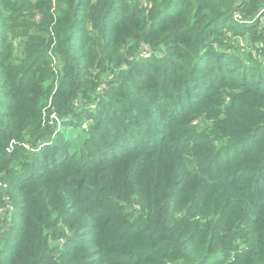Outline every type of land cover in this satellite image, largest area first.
<instances>
[{
  "label": "trees",
  "instance_id": "16d2710c",
  "mask_svg": "<svg viewBox=\"0 0 264 264\" xmlns=\"http://www.w3.org/2000/svg\"><path fill=\"white\" fill-rule=\"evenodd\" d=\"M262 10L0 0V264H264Z\"/></svg>",
  "mask_w": 264,
  "mask_h": 264
},
{
  "label": "rangeland",
  "instance_id": "374dc122",
  "mask_svg": "<svg viewBox=\"0 0 264 264\" xmlns=\"http://www.w3.org/2000/svg\"><path fill=\"white\" fill-rule=\"evenodd\" d=\"M235 2H239V0H234ZM264 20V19H263ZM260 33H262L263 38H264V30L262 28H259ZM228 40H230V42L232 43V47L229 48V50L227 52H229L230 54H236L237 56L241 57L244 61L248 60V59H252L255 58L259 61H264V51H259V46L257 44H255L254 42H252L249 38L244 37L242 39H239L237 37H234L232 35H228L226 37ZM264 44V39L263 42ZM21 54V51H20ZM149 54H151V52L146 53L144 51V49L142 48L141 50V57H148ZM157 55H160L157 53ZM107 81L104 82V84L101 85L100 88L105 89L107 87L108 83H112L113 79L111 78V74L107 75ZM95 96V95H94ZM97 97H92L90 100H87V103L85 104V106L90 109V110H94L97 104ZM86 102V101H85ZM79 104L83 102L79 101ZM54 118V117H53ZM56 118V116H55ZM54 124L57 126L56 128L60 127V123L58 121V118L54 120ZM90 123L89 122H83L82 124V128L85 130L89 127ZM74 130V129H73ZM74 134H76V131L74 130ZM3 215V214H2ZM1 215L0 218H3V216Z\"/></svg>",
  "mask_w": 264,
  "mask_h": 264
},
{
  "label": "built area",
  "instance_id": "2783aa9c",
  "mask_svg": "<svg viewBox=\"0 0 264 264\" xmlns=\"http://www.w3.org/2000/svg\"><path fill=\"white\" fill-rule=\"evenodd\" d=\"M235 22H242V19L240 18V16L238 14H235L233 17ZM264 10L260 11L253 20H259L260 21V28H262L264 30ZM250 22L246 23L249 24ZM259 46V48L261 49L263 47V43H258L257 44ZM11 147V146H10ZM23 147L30 151V147L28 144H23ZM7 191V185L3 182L0 181V194H1V202L4 205H0V217L1 215L3 216V218H0L1 220H5L8 223L11 221V216H12V206L10 205L9 201V196L6 194ZM167 264H171V263H167Z\"/></svg>",
  "mask_w": 264,
  "mask_h": 264
},
{
  "label": "water",
  "instance_id": "95a60500",
  "mask_svg": "<svg viewBox=\"0 0 264 264\" xmlns=\"http://www.w3.org/2000/svg\"><path fill=\"white\" fill-rule=\"evenodd\" d=\"M74 183H76L77 185H81L82 184V180H73Z\"/></svg>",
  "mask_w": 264,
  "mask_h": 264
}]
</instances>
